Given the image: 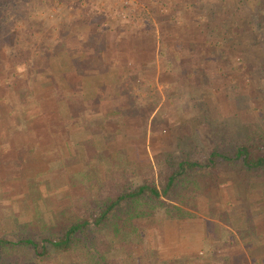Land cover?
<instances>
[{
  "label": "rangeland",
  "instance_id": "obj_1",
  "mask_svg": "<svg viewBox=\"0 0 264 264\" xmlns=\"http://www.w3.org/2000/svg\"><path fill=\"white\" fill-rule=\"evenodd\" d=\"M195 1L139 0L137 6L123 16L117 0H0L1 3L10 4L9 9H4L1 13L0 22L8 19L11 23L9 30L4 26L5 32L9 34V42L5 46L0 44V234L35 226L42 221L55 223L59 220L73 219L74 203L78 198L87 195L90 187L95 190L99 185L109 182L120 185L129 168L138 171L144 179L151 180L156 172L155 166H152L154 154L169 149L178 139V135L184 140L187 134H195L198 144L193 146L195 153H192V156L203 160L207 152L205 146L209 148L206 143L208 140L204 138L210 129L206 115L209 116V120H222L225 116L234 115L233 112L238 109L248 108L250 113L253 111L251 119H257L264 114V100L254 101L251 93L256 91L258 95H263L260 98H264V89L258 93L260 83H263L264 88V79L258 77L262 72L260 64L264 58V45L257 47L253 44L249 46L248 52L242 50L240 53L243 57L242 62L233 63L234 65L238 63V67L227 66L230 56L219 60L214 56H207L205 61L209 59L207 61H210V64H207L210 66L204 62L202 66L204 70L216 76L215 81L211 75L203 73L201 77L199 71L195 70L196 75L191 76L188 83L177 84L175 87L178 89L168 88L170 87L168 83L172 84L170 78L173 73L159 78L156 69L150 68L151 72L144 74L145 78L134 82L135 78L142 77V74L136 72V67L129 64L132 62L130 49L133 40L146 43L156 38L161 45L159 41L161 30L168 29L174 20L180 25L184 24V15ZM252 5L253 0H248L247 9L252 10ZM111 32L116 34L118 40L124 36V47L118 41L112 42L118 45V48L120 45L127 57L124 60L126 68L120 67L119 70L126 75L130 73V80L123 83L126 85L125 88L117 83L118 92H124L125 97L122 98L130 105V111L129 114L127 112L124 121H117L116 116L114 123L117 125L118 122H125L122 124L124 127L122 134H127L134 142L129 148L130 166L123 167L122 163L117 162L116 157L109 155L112 148L118 149L111 144L112 137L118 141L123 139L122 134L113 133L112 130L104 138H107L105 142H99V148L95 146L96 139L84 140L86 144L78 145L77 151L76 146L72 148L69 145L65 149L62 143V146H59L60 143L55 142L51 148L48 141H41L42 143L35 147L36 139L42 135V127L45 124L43 101L51 97L59 101L62 97L61 88L59 89L61 86L59 82L62 81L59 60L68 61L75 58L84 60V53L81 50L71 48L96 45L94 43L97 40L108 41ZM36 54H43L44 58ZM235 55L234 53L233 56ZM224 67H228L226 71H220L224 70ZM186 69L189 71L192 68L186 66ZM74 72L72 70L68 74ZM49 76H52L51 80ZM178 78L182 80L181 76ZM227 99H230L232 104L235 102L236 107L230 108ZM235 117L240 122L243 118L239 113ZM109 121L111 122V119ZM107 122L104 124L107 125ZM102 124L103 122L95 121L89 124L88 128L93 125L96 129ZM232 124V128L231 124L229 125L231 131L233 129L234 134L238 132V136H242L240 123L232 121ZM12 127L14 130L11 132ZM79 139L82 141V138ZM107 143L109 148L103 146ZM78 148L79 154L75 155ZM187 148L189 150L188 146ZM83 175L89 177L91 186ZM133 175L135 174L132 173L129 177ZM100 179H104V183ZM220 191L221 189L218 192L214 191L213 195L209 194L210 198L206 199L205 203L210 202L215 207L220 205L219 202H223V210L232 208L237 202L235 189L228 185L225 195H219ZM224 196L226 201L233 204L225 205ZM191 198L190 206L194 204L192 209L196 207V217H201L205 211L198 210V206L202 203L198 204L193 197ZM174 202L177 206L184 205ZM227 212L229 216L236 213L235 208ZM236 214L240 217L238 220H242L240 211ZM221 215V212H215L216 218L220 219ZM250 220H247L245 226L252 223ZM223 222L225 226L233 225L226 219ZM262 223L264 226V221ZM156 226L151 225L147 230L150 232V229ZM152 239L157 240L155 237ZM154 244L156 243L153 241H149L148 245L146 243L150 256L156 253ZM14 254V259L19 264L25 263L26 260H34L30 250L16 249ZM33 264L61 262L57 256H52Z\"/></svg>",
  "mask_w": 264,
  "mask_h": 264
},
{
  "label": "trees",
  "instance_id": "obj_2",
  "mask_svg": "<svg viewBox=\"0 0 264 264\" xmlns=\"http://www.w3.org/2000/svg\"><path fill=\"white\" fill-rule=\"evenodd\" d=\"M247 3L248 0H196L191 10L185 13L184 24L174 20L168 29L161 30L159 41L166 48L160 51V58L171 61L168 52L170 46L177 43L176 49L184 60L178 54L174 56V62L189 61L191 56L188 54L195 55L193 58L200 64L207 56L218 60L230 56L227 66H233L235 61L242 62V50L248 52L253 44L257 47L264 45V0H253L252 10L247 9ZM9 5L0 2V16L4 9H9ZM192 15L196 16L195 20H191ZM10 24L8 19L0 22V44L4 46L9 42L4 26L9 30ZM189 26L192 28L190 31ZM133 42L139 44L136 40ZM157 43L156 38L145 43L150 47L144 56L146 61L154 60ZM36 55L44 58L43 54ZM260 65L262 72L258 77L264 79V58ZM203 68L195 70L198 69L201 77L205 73L211 75L213 81L217 80L214 74ZM167 69L182 77L179 85L188 83L191 78L192 71L188 72L186 68L168 66ZM262 89L263 83H260L258 93ZM251 93L254 101L264 100L260 98L262 94ZM231 102L227 99L230 108L236 107L235 102ZM249 110L238 109L234 115L225 116L222 120H209L206 115L210 129L204 138L208 140L209 148L205 146L207 152L203 160L192 156L195 153L193 146L198 144L197 136L182 134L186 135L183 140L178 135L169 149L154 154L152 166L156 172L151 180L129 168L122 184L109 182L95 190L90 187L87 195L74 201L73 219L55 223L42 221L35 226L0 234V264H19L14 259L16 249L30 250L34 255V260H26L23 264L41 262L52 256H57L61 264H160L155 253L152 257L147 252V229L164 220L185 216L186 212L174 201L190 206L193 197L198 204L204 203L210 198L209 194L213 195L220 189L224 191L223 186L227 188L228 185L235 189L237 200H242V220L246 216L249 221L252 208L257 206L262 208L259 215L264 220V114L251 119L253 111L250 113ZM238 113L243 116L241 122L235 117ZM232 121L240 123L242 136L239 137L238 132L234 134L233 129L231 131ZM79 149L75 155L79 154ZM132 173L135 175L130 178ZM83 176L89 180L87 175ZM100 181L104 183V179ZM89 183L91 186L90 180ZM251 226H245L247 235ZM258 233L264 235L262 229Z\"/></svg>",
  "mask_w": 264,
  "mask_h": 264
},
{
  "label": "crops",
  "instance_id": "obj_3",
  "mask_svg": "<svg viewBox=\"0 0 264 264\" xmlns=\"http://www.w3.org/2000/svg\"><path fill=\"white\" fill-rule=\"evenodd\" d=\"M193 16L190 17L191 20H195L196 17ZM191 29L189 26L188 31ZM128 37H126V41ZM123 38L122 40H118L116 34L111 32L108 41L97 40L94 43L96 45L89 47L75 46L71 48L76 51L81 50L84 53V60L79 58L69 59L68 61L59 60L61 68L60 79L62 80L59 82L61 84L59 89L61 88L62 97L59 101L53 97L50 99L45 98L46 100L43 101L45 124L42 127V135L36 139L35 147L43 141H48L49 147L51 148L55 142L56 144L60 143L59 146H62V143L66 149L69 145L72 148L78 145L83 146L86 144V141H84L86 139H96L95 146L99 148V142H105L107 138H104L111 130L113 133L118 132L119 135L124 132L122 124L125 122H118L117 125L114 123H116L115 120L117 118V121H124L123 119L127 116V112L129 114L130 105L125 102V98H122L125 97L124 92H118L117 83L122 85L125 81L127 83L130 80V73L127 74V79V75L119 70L120 67L126 68V62L124 60L127 57L124 55L122 47L119 45L118 48V45L112 42L118 41L124 47L123 42L125 41ZM135 40L139 44L137 45V43L133 42L131 45L130 58H132V62L129 64L135 66V71L140 75L142 74V77H136L134 82L145 78L144 74L151 72L149 70L150 68H154L159 78H164L167 74L173 73V76L170 78L172 84L168 83V86H170L168 88H172L178 84L177 81L181 80H179L174 70L167 69L168 66L172 68L176 67V69L190 66L192 69L194 68V70L188 71H192L191 76L196 75L194 72L196 68L199 69L202 67V64L197 63L195 61L196 58H193L195 55H188L192 58L189 61H186V59L183 61L184 63L174 62V56H178L179 54L176 49L178 47L177 43L170 46L168 53L171 55V61L160 58V51L166 48V45L162 43L161 45L159 43L158 45L156 44L154 60L146 61L144 56L148 51V47L142 41ZM180 54L179 56H181ZM182 60H184L183 57ZM207 60H204V63L210 66L207 64H210V61ZM85 67L88 70L82 69ZM73 68L75 69L73 70ZM72 70L75 72L69 75L68 73L72 72ZM51 71L50 64L49 73ZM49 77L51 80L52 76ZM125 87L126 85H123V88ZM176 88L178 89V87ZM116 116L117 118H115ZM110 119L111 122L109 121ZM95 121L98 123L103 122V124L99 125L96 129H94L93 125L88 128V125ZM105 121L110 122V124L107 122V125H105ZM52 122L54 124H50ZM13 130L14 127H12L11 132ZM121 136H123V139L120 141L112 137L113 141L111 144L118 149L112 148L109 155L116 157L117 162L119 164L122 163L121 165L123 167H129L130 162L128 159H130L129 156L131 154L129 148L134 142L131 138L127 137V134H122ZM79 138H82V141ZM50 140L52 141L50 142ZM103 146H108L109 148V143ZM54 154L56 155L57 152H54ZM223 190L225 191L226 187ZM224 191L221 190L219 195H225L226 191ZM223 200L225 205L233 204L226 201V198ZM219 203L220 205L215 207L210 202L202 203L201 206H198V210H204L205 212L204 215L198 218L196 217V207L194 206L195 209H192L194 204H192V207L188 205L179 206L186 212L185 216L179 219L164 220L162 223L159 222L158 227L156 226V228L150 229V232H145V242L147 245L149 241L156 243L153 248L156 251L155 257L160 261V264L167 262L172 264H264V235L258 233L262 229V222L264 221L260 219L259 215V210L262 208L258 206L252 208L254 209L250 218L252 226L250 228V234L247 235L245 232L248 229L245 228V223L248 219L245 216L244 220H238L240 217L236 214L238 211H240V215L242 213V200H237L232 208L226 207L228 210H223V202ZM203 205L207 207L204 208ZM234 208L236 213L229 216L230 214L228 215L227 211L234 210ZM215 212L222 213L220 219L215 217ZM224 219L232 222L233 225L231 227L228 225L225 226ZM253 224L255 225L254 228ZM255 229L256 232H254ZM152 237L157 238V240L152 239ZM153 256L154 254H152Z\"/></svg>",
  "mask_w": 264,
  "mask_h": 264
},
{
  "label": "built area",
  "instance_id": "obj_4",
  "mask_svg": "<svg viewBox=\"0 0 264 264\" xmlns=\"http://www.w3.org/2000/svg\"><path fill=\"white\" fill-rule=\"evenodd\" d=\"M118 5L120 6V11L123 16L128 13L129 10L134 9L139 0H117Z\"/></svg>",
  "mask_w": 264,
  "mask_h": 264
}]
</instances>
